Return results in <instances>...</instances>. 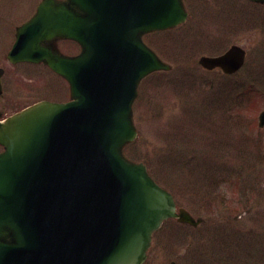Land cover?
Wrapping results in <instances>:
<instances>
[{"label":"water","instance_id":"1","mask_svg":"<svg viewBox=\"0 0 264 264\" xmlns=\"http://www.w3.org/2000/svg\"><path fill=\"white\" fill-rule=\"evenodd\" d=\"M185 18L182 0H44L19 29L10 59L44 61L70 82L72 100L42 102L0 125V264L145 262L153 231L176 207L123 149L137 135L140 81L169 68L142 37ZM60 38L81 53L41 46ZM244 57L234 46L201 63L233 73ZM180 219L193 222L186 212Z\"/></svg>","mask_w":264,"mask_h":264},{"label":"rangeland","instance_id":"2","mask_svg":"<svg viewBox=\"0 0 264 264\" xmlns=\"http://www.w3.org/2000/svg\"><path fill=\"white\" fill-rule=\"evenodd\" d=\"M40 1L0 0V62L15 27ZM188 4L191 16L185 26L151 39L173 70L142 84L135 108L139 138L132 146L138 153L132 156L130 150L129 155V148L127 154L144 162L180 206L205 222L198 228L165 224L154 238L148 264H264V129L259 127L264 6H249L245 0ZM220 12L231 17L219 25ZM234 42L248 53L238 74L226 77L198 66L201 55L218 54ZM9 69L6 96L17 102L13 110L48 96L51 85L53 92L64 93L63 99L69 96L65 83L39 67ZM224 94L233 100L230 105ZM246 96L248 112L239 119L236 108H242Z\"/></svg>","mask_w":264,"mask_h":264},{"label":"flooded vegetation","instance_id":"3","mask_svg":"<svg viewBox=\"0 0 264 264\" xmlns=\"http://www.w3.org/2000/svg\"><path fill=\"white\" fill-rule=\"evenodd\" d=\"M10 72L5 70V76L9 75ZM10 76V75H9ZM3 97L0 98V122L7 118L12 112L10 111L13 107L16 106L17 102L14 101L11 97L6 96L5 89L3 87ZM1 149V147H0Z\"/></svg>","mask_w":264,"mask_h":264}]
</instances>
